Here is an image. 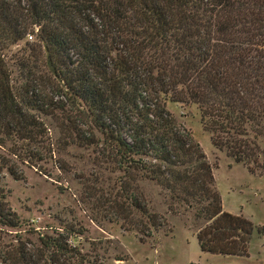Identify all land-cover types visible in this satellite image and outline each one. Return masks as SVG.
I'll use <instances>...</instances> for the list:
<instances>
[{
    "label": "trees",
    "instance_id": "obj_1",
    "mask_svg": "<svg viewBox=\"0 0 264 264\" xmlns=\"http://www.w3.org/2000/svg\"><path fill=\"white\" fill-rule=\"evenodd\" d=\"M167 103L194 105L214 149L264 168V0H0V176L19 179L14 159L34 164L42 150L90 149L119 173L95 205L139 242L164 224L146 181L168 212H192L201 252L245 256L254 226L221 209ZM83 231L24 227L0 193V264H102L74 243Z\"/></svg>",
    "mask_w": 264,
    "mask_h": 264
},
{
    "label": "rangeland",
    "instance_id": "obj_2",
    "mask_svg": "<svg viewBox=\"0 0 264 264\" xmlns=\"http://www.w3.org/2000/svg\"><path fill=\"white\" fill-rule=\"evenodd\" d=\"M17 49L11 47L6 51L7 58L16 55ZM166 109L191 134L203 153L221 209L242 215L254 226L245 256L201 252L195 238L199 223L194 221L192 212H168L160 189L146 181H137L138 188L148 208L161 215L164 224L139 242L133 231L122 229L120 220L109 219L103 207L95 205L99 195L103 201L117 190L115 180L119 173L97 163L96 153L90 149L70 146L64 152L42 150L40 160L34 164L14 159L21 177L14 179L2 171L0 193L24 227L29 224L40 233L63 224L81 227L83 234L74 243L82 251L96 254V260L102 264H264V168L250 173L214 149L194 105L167 103ZM50 133L53 141L56 133ZM0 155L5 156L1 148ZM58 159L66 164L64 170L57 169ZM90 192L94 193L91 197ZM115 256L124 259L115 260Z\"/></svg>",
    "mask_w": 264,
    "mask_h": 264
}]
</instances>
